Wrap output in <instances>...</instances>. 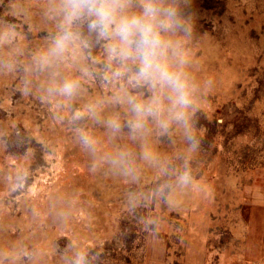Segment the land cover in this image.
Here are the masks:
<instances>
[{"label": "rangeland", "instance_id": "obj_1", "mask_svg": "<svg viewBox=\"0 0 264 264\" xmlns=\"http://www.w3.org/2000/svg\"><path fill=\"white\" fill-rule=\"evenodd\" d=\"M175 3L196 104L187 128L149 119L134 138L113 97L151 93L106 79L86 24L89 48L41 68L51 0H0V264H264V0ZM65 78L79 93L49 96Z\"/></svg>", "mask_w": 264, "mask_h": 264}, {"label": "clouds", "instance_id": "obj_2", "mask_svg": "<svg viewBox=\"0 0 264 264\" xmlns=\"http://www.w3.org/2000/svg\"><path fill=\"white\" fill-rule=\"evenodd\" d=\"M50 11L60 19L59 30L48 50L37 58L39 67H53L89 48L90 41L81 32L86 24L89 35H94L97 43L103 42L106 79L125 80L129 88H146L151 93L147 100H139L122 88L113 97L131 112L127 126L133 137L146 132L149 119L164 131L173 123L188 127L189 111L196 104L195 85L185 70L187 59L181 41L175 38L184 23L175 0H51ZM9 37L10 33L0 35V43ZM82 71L90 75L87 68ZM80 89L79 79L65 78L50 86L48 94L71 99ZM97 107L89 106L91 115L97 116ZM106 125L113 133L122 127L115 117ZM188 139L195 149V137L189 135ZM81 140L86 147H93L89 136L81 134ZM125 157L121 153L112 162L123 163ZM144 158L151 159V154L145 152ZM179 179L187 183L190 178L185 173Z\"/></svg>", "mask_w": 264, "mask_h": 264}, {"label": "bare ground", "instance_id": "obj_3", "mask_svg": "<svg viewBox=\"0 0 264 264\" xmlns=\"http://www.w3.org/2000/svg\"><path fill=\"white\" fill-rule=\"evenodd\" d=\"M178 194H179V193H178ZM173 195H174V194H173ZM183 196H184V194H183ZM187 196H188V195H187ZM189 196H190V195H189ZM181 197H182V196H181ZM173 198H174V197H173ZM176 198H177V194H176ZM176 198H175V199H176ZM182 198H183V197H182ZM186 198H187V197H186ZM179 199H180V198H179ZM181 200H182V199H181ZM178 205H179V204H178Z\"/></svg>", "mask_w": 264, "mask_h": 264}]
</instances>
